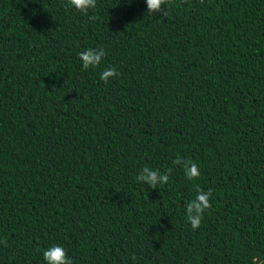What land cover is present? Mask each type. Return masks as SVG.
<instances>
[{"label":"trees","instance_id":"16d2710c","mask_svg":"<svg viewBox=\"0 0 264 264\" xmlns=\"http://www.w3.org/2000/svg\"><path fill=\"white\" fill-rule=\"evenodd\" d=\"M167 12L0 0V264H45L54 244L73 264L264 261V0ZM88 48L105 55L83 70ZM144 166L169 182H138ZM197 185L212 197L193 230Z\"/></svg>","mask_w":264,"mask_h":264},{"label":"clouds","instance_id":"9594fccd","mask_svg":"<svg viewBox=\"0 0 264 264\" xmlns=\"http://www.w3.org/2000/svg\"><path fill=\"white\" fill-rule=\"evenodd\" d=\"M146 13L154 15L163 13L167 16V7L172 3V0H145ZM69 7L74 8L77 12L87 15L90 9H95L97 0H66ZM104 50L102 48L87 50L80 52L78 58L81 62L83 70L96 68L100 65L104 58ZM118 76L117 70L113 68L105 69L101 72L99 79L107 83L113 77ZM173 167H180L183 170L184 176L189 181L199 179L201 172L197 163L191 159L177 157L172 161ZM173 168L170 167L166 172L161 173L158 169H152L144 166L139 175L136 176L138 182H142L150 189H158V186H163L169 182L170 174ZM212 190L204 191L198 185L195 188V196L185 205L186 220L193 230L199 228L202 223L205 213L211 208ZM43 260L45 264H73V261L68 257L64 248L60 245H52L43 251ZM135 259V257H133ZM256 264H264L259 258H256Z\"/></svg>","mask_w":264,"mask_h":264}]
</instances>
